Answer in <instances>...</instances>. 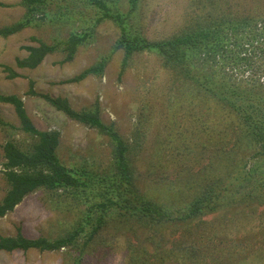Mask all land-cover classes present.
I'll list each match as a JSON object with an SVG mask.
<instances>
[{
	"label": "rangeland",
	"instance_id": "rangeland-1",
	"mask_svg": "<svg viewBox=\"0 0 264 264\" xmlns=\"http://www.w3.org/2000/svg\"><path fill=\"white\" fill-rule=\"evenodd\" d=\"M50 1L47 9L50 15L39 13L28 28L8 38L0 37V94L20 96L37 129L60 133L58 155L67 168L86 169L95 172V175L104 176L111 175L114 169V142L98 129L70 119L44 99L28 95L30 81L34 82L36 92L67 99L78 112L99 110L103 123L112 126L129 149L131 166L140 182L137 181L136 191L140 195H151L153 201L164 204L168 201V186L182 177L180 189L183 188L184 194L187 193L184 196L186 198L181 199L183 203H189L197 195V187L200 188L203 181L206 184L215 181L217 167H213L212 161L219 151L217 136H222L223 144L235 137L231 132V123L224 118L220 125L221 132H215L216 125L212 117L217 114V109L214 100L199 94L196 88L190 91L195 101L190 100L189 92L176 84L172 85L177 78L176 73L165 68L156 54L133 55L122 72L125 52L122 49L114 50L121 37V28L110 20L99 23L97 11L85 0ZM218 1L223 5L221 0ZM218 1L207 0L206 3L218 4ZM108 2L113 10L124 14L130 9V0ZM0 4L3 5L0 6V28L24 18L22 0H0ZM195 6L191 0H140L136 12L129 16L128 33L149 41L174 37L190 24ZM83 33H90V39L78 48L71 62H64V43L71 35ZM39 42L57 45L58 50L49 54L35 69L18 68L17 59L28 56L25 48L37 47ZM262 48L264 46L251 52L249 66L240 67L244 55L241 54V48H236L233 41H229L224 49L232 50L231 55L234 57L231 60L222 58V61L215 59L213 68L216 77L228 80L233 71L237 79L248 84L264 82ZM237 53L239 58H236ZM225 54L230 55L229 52ZM104 58H108V63L101 76L92 75L79 83H63ZM209 59L212 60V56ZM4 66L14 68L21 77L9 78ZM185 101H190L188 105L192 107H187ZM194 112L203 117L201 122H198ZM0 120L12 127L0 128L1 201L7 191L2 172L5 162L3 145L12 140L22 148H28L33 140L21 131L13 106L0 103ZM230 147L231 144L227 149ZM251 160L247 158L248 167L252 164ZM255 185L244 191L235 190L232 197L239 201L248 192H255L253 195L264 194V181H260L259 176ZM173 198V206H170L174 210L171 211L172 216L183 215L185 206ZM93 199L91 192H86L84 199L71 190L42 189L28 196L16 210L0 219V238L20 233L29 239L54 241L77 232L81 227L85 233L80 235L77 244L57 251H2L0 264H129V257L138 245L145 244L150 253L159 255L162 254L160 243H167L168 249L173 247L174 237L170 235L174 232L166 231L163 239L162 235L159 237L149 231L146 233L141 224L123 222L120 213L124 211L115 207H110L112 211L106 213V217L109 216L107 219L111 218L108 225L98 227L97 234L91 237L97 223L95 221V225L91 226L85 220L88 217L97 219L101 214L99 208H91L95 201ZM97 201L100 202V199L97 198ZM243 209L237 203L218 214L204 217L205 224L207 228H213L225 223L230 232L242 218ZM256 209V213L251 208L246 209L248 218L242 224L247 227L242 233L236 230L233 238L236 242L229 241L224 253L229 256V261L225 264H264V206ZM191 229H196V226L184 230ZM237 232L240 234L237 235ZM247 234V239L242 240ZM151 235L157 237L152 238ZM146 236L147 243L144 242ZM195 239L196 234H186L184 237L187 245ZM239 239L242 240L241 245H238ZM206 248L195 262L205 259L208 264H212L217 259L221 250L217 243H206ZM137 258L134 256L132 260Z\"/></svg>",
	"mask_w": 264,
	"mask_h": 264
},
{
	"label": "trees",
	"instance_id": "trees-1",
	"mask_svg": "<svg viewBox=\"0 0 264 264\" xmlns=\"http://www.w3.org/2000/svg\"><path fill=\"white\" fill-rule=\"evenodd\" d=\"M85 1L97 11L99 23L110 20L121 28V37L114 50L122 49L125 52L122 72L135 54L158 55L165 68L171 73H176L177 78L174 79L172 85L176 84L180 89L184 88L185 92H189L190 100L195 101L194 96H190L192 94L190 91L194 88L199 94L202 93L214 100L217 109V114L212 117L216 125L215 132H221L220 125L225 118L231 123V132L235 137L225 144H223L222 136L216 137L219 151L212 161L214 162L213 167H217L214 182L206 184L203 181L205 185L201 182L193 200L183 203L182 197L186 196L187 192L184 194L183 188L180 189L182 183V177H180L168 186L167 203L160 204L153 201L151 195L148 196L146 193L140 195L136 191L138 177L134 167L131 166L128 156L129 149L119 133L112 126L103 123L99 110L78 112L72 108L67 99L53 98L36 92L34 82L30 81L28 95L44 99L70 119L98 129L99 132L110 137L115 144L114 169L111 175L101 176L86 169L67 168L58 155L61 142L60 133L40 131L32 122L20 96L0 94V103L14 107L21 131L33 140L28 148H22L12 140L3 145L5 162L2 172L8 184V190L0 202V218L13 212L26 197L42 189L71 190L84 199L86 192H91L95 200L91 208H99L101 211L97 219L88 217L85 220L91 226L95 225V221L97 223L91 236L93 238L98 232V227L108 225L111 218L107 219L109 216L106 217V213L112 211L110 207L124 211L120 213L123 216V222L132 221L141 224L143 231L146 233L149 231L159 237L162 235L161 239L164 238L163 235L166 236V231L174 232L170 235L174 237L173 247L170 246L168 249L167 243H160L162 254L159 255L155 252L150 253L145 244L138 245L129 257V264H208L205 259L195 262L207 250L206 243H217V247L221 248L217 259H214L212 264H225L229 261V256L224 254L229 241L236 242L233 239L236 230H241L242 233L247 227L246 224H242L248 218L245 215L246 209L251 208L252 212L256 213L257 207L264 206L263 193L253 195L255 192H248L239 201L232 197L237 189L244 191L250 187H256L255 180L258 176L260 181H264V82L248 84L237 79L233 71H231L230 79L222 80L216 77L213 64L216 58L222 61V58L231 60L234 57L231 55L232 50L224 49L229 41H233L234 46L241 48V54L244 55L240 67L249 66L251 52L264 46V0H221L223 5L218 0V4L208 5L207 0H191L196 6L192 9L190 24H187L180 34L158 41L132 37L128 33L129 16L136 12L140 0H130V9L127 14L113 10L108 0ZM50 3V0H22L25 9L24 18L17 23L0 28V37L8 38L28 28L39 13L50 15V11H47ZM0 6L3 5L0 4ZM90 37V33L71 35L64 43L66 53L64 62H71L78 48L87 43ZM25 49L28 56L24 59H17V67L35 69L49 54L56 52L58 46L39 42V46ZM225 52H229L230 55ZM261 53L264 54L263 48ZM209 56H212V60ZM237 57L239 58L238 53ZM107 63L108 58H104L96 65L63 83H79L92 75L101 76ZM3 68L5 73L9 74V78L21 77L14 68L8 66ZM189 102L184 103L187 107H192L188 105ZM194 114L199 119L198 122H201L203 117L196 112ZM0 128L12 127L9 123L0 120ZM230 144L231 147L227 149ZM244 150L247 152L243 153ZM255 156L260 157L255 159ZM247 158L253 159L249 167ZM219 167H221L220 171ZM260 174H262L261 178ZM173 197L185 206L184 214L181 216L173 217L171 214V211H174L170 209L173 206ZM237 203L244 207L242 218L230 232L228 224L225 225V223L207 228L204 217L218 214ZM194 226L196 229L184 230ZM240 232H237V235ZM84 233L85 230L81 227L77 232H72L54 241L45 238L29 239L21 234L17 237H3L0 238V251L14 252L31 249L57 251L77 244L80 235ZM186 234L190 236L196 234V239L187 245L184 241ZM151 237L157 236L151 235ZM247 237L248 234L242 240H246ZM242 240H237L238 245L242 244ZM144 242L147 243V236ZM134 256L138 258L132 260Z\"/></svg>",
	"mask_w": 264,
	"mask_h": 264
},
{
	"label": "crops",
	"instance_id": "crops-1",
	"mask_svg": "<svg viewBox=\"0 0 264 264\" xmlns=\"http://www.w3.org/2000/svg\"><path fill=\"white\" fill-rule=\"evenodd\" d=\"M5 179V178H4ZM6 181V180H5ZM6 184H7V182H6ZM7 190H8V184H7ZM6 193H7V191H6ZM6 193H5V195H6ZM5 197V196H4ZM4 197L2 198V200L4 199ZM27 198V197H26ZM26 198L19 204V205H21L25 200H26ZM1 200V201H2ZM0 201V202H1ZM18 205V206H19ZM18 206L15 208V210L18 208ZM10 214V213H9ZM7 216V215H6ZM6 216H4V217H6ZM4 217H1L0 219H2V218H4ZM18 235H20V233H18ZM18 235H16V236H11V237H17ZM5 238H9L8 236H4ZM1 238H3V237H1ZM0 252H2V251H0ZM6 252V251H5Z\"/></svg>",
	"mask_w": 264,
	"mask_h": 264
}]
</instances>
